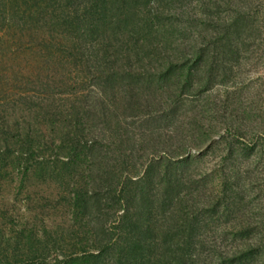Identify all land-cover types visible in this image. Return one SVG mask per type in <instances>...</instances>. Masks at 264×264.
I'll return each instance as SVG.
<instances>
[{"label":"rangeland","instance_id":"rangeland-1","mask_svg":"<svg viewBox=\"0 0 264 264\" xmlns=\"http://www.w3.org/2000/svg\"><path fill=\"white\" fill-rule=\"evenodd\" d=\"M173 1L170 43L157 23L143 37L104 27L113 0H0V264H81L100 247L98 264H214L264 249V0ZM249 6L260 33L230 34L195 93L207 45L242 31L231 24ZM164 51L199 68L191 88L161 77ZM232 164L237 190L223 193Z\"/></svg>","mask_w":264,"mask_h":264},{"label":"trees","instance_id":"trees-1","mask_svg":"<svg viewBox=\"0 0 264 264\" xmlns=\"http://www.w3.org/2000/svg\"><path fill=\"white\" fill-rule=\"evenodd\" d=\"M3 1H5V0H3ZM126 1L127 0H113L114 4L110 2V4H113V5H111L110 9L106 10L107 11L106 15L104 14V10L102 8L100 13H101V19L104 18V23H103L104 27H108L107 22H106L107 19H109V21H113V23H116V24L119 23V25H121L124 22L126 25H128L129 29L127 31L132 36L134 35V36H142L143 37V35H142V34H144L143 32H149L154 27V25L156 26V23H157V26L155 27V42H157L158 38H163V36H165L164 34L167 33L165 39L169 40V42L172 43V39H173L172 37L176 36L177 31H173L170 28V25L164 23L163 20L167 16V8H170L171 7L170 4L174 3L173 0H131L128 2H126ZM72 3L73 2H66L65 5L69 6ZM248 3L250 5L252 2L248 0ZM125 4L128 5L129 11H124ZM85 9H87V5H84L82 7V11ZM249 10H250V6H249L248 11H241V10L236 11L235 17L233 18V23L231 25L239 26L242 29V31L239 30L236 33L237 29H233L232 27H230L231 30L230 29L227 31L225 30V32H224V29L219 30L218 33L224 32L222 37L220 35L219 39L216 42L210 41L209 42L210 44L207 45V47H208L207 52L208 53H206V54H207V59H208L209 63L205 59V65H206L205 70H206V72H205V75L202 74L203 77L205 78L204 79L205 84L203 86H200L196 91H194L195 93H201L202 91L209 89V87L212 85L211 84L212 83V81H211L212 74L210 72V69H211V65H212L213 61L216 59L215 58L216 52H221L222 54H229L231 52V50L233 49L234 40L232 38L235 37V39L237 41H242L243 40V38H242L243 34L244 33L249 34V33H247V29L252 25L255 26V21L252 19L253 16L251 17L248 13ZM77 11L79 12L78 8H77ZM84 12H86V11H84ZM254 17L257 18L255 13H254ZM80 30H82V31L86 30L89 32V29H87V28L80 29ZM253 32L257 33V34L260 33L259 29L256 26L254 27ZM230 34H233L232 38H231ZM118 39H119V36H116L115 40L117 41ZM165 46H166V49L170 48V45L165 44ZM118 48H119V46H116L115 52L117 54L118 61H120L122 57L120 54L117 53ZM202 51L203 50H200L199 52H197L196 57H198V58L202 57ZM109 56H112V55H107L104 57L109 58ZM163 56H165V57L162 58L163 62L161 63V66H162L161 70L164 72L161 73V77L163 78L164 76L166 77L168 75L173 76L174 73H176L177 77H180L182 79V82L179 83L180 86H178V87H180V88H184V87L191 88L190 84L188 86L185 85L191 80L189 72L194 73V71H196L197 73H199V68H194V65H191L188 67V71L185 73L184 71H182L185 61L181 60V58H179V56H170L167 53H165V51H164ZM105 58H103V59H105ZM105 60L107 62H109L108 59H105ZM111 60L112 59H110V61ZM159 66L160 65H158V67ZM101 77L102 76L98 75V74L96 76L98 81H105L108 78L112 77V74H110V76L106 77L105 79L101 78ZM221 82H223V81H221ZM173 89H175V88H173ZM7 116H8V118H6ZM8 119H9V115L6 113V110L0 109V121H1V123L4 124L6 120L8 121ZM244 151H246V150H244ZM233 165L234 164H232V169H229L228 172L224 173V177L227 179L226 180L227 182L223 181V185H222V187L224 188V189H222L223 193H225L227 186H228L227 191H231L233 193V192H236L235 190H237L236 187H234L233 185L235 184L236 175L238 173H235V171H233V170H238L239 172H240V170L233 168ZM172 169H174V168H172ZM175 173L176 172L173 171L170 174H166L164 177L168 180V183L164 185V187L166 188L167 191L168 190L172 191L173 180H171V179L173 177L181 175V174L175 175ZM229 173H231V174L228 175ZM231 175H233L234 177L230 178ZM238 187H239V190L241 191V187L240 186H238ZM95 194L98 195V192H95L94 196H95ZM93 199L95 201L98 200L96 197H94ZM147 201H149V200H147ZM160 202H161V200H160ZM149 203H150V201H149ZM234 204H235L234 200H229L227 203L225 202V207H224L223 211L221 212V214L227 215L230 212H232L230 210L229 206L230 205L234 206ZM219 205L220 204H218V206ZM165 207H166V205L164 206V208ZM192 229L197 230L194 227ZM194 230H191V231L194 232ZM240 231H242V230H240ZM243 231H247L246 232L247 234L249 233L248 228H245V230H243ZM132 248L133 247L128 245V246H126L127 250L125 252L122 251V253H125L126 256L129 257L131 254ZM256 249H258L259 252ZM119 251H120V249H119ZM180 251H181V249L178 248L177 252L179 253ZM99 252L103 253L104 248L100 247ZM99 252L90 253L88 255L85 254L86 257H80L77 260H80L81 264L82 263L83 264H98L96 259L100 258ZM263 252H264V249H261L260 247L254 248L253 245L246 244L245 249H244L243 253H241L240 257H238V256L237 257L232 256V257H227V258H220L219 257L217 259H214V260H216V263H214V264H254L253 262H250L251 260H254V258H256V260L260 258V260H259V261H261L260 263L264 264V255H263L264 253ZM174 253L175 252H171L170 254H174ZM237 253L238 252H236L234 255H236ZM262 255H263V257H261ZM182 257L180 256V258H178V256H176V255L172 256L171 258L166 257V260H163L161 262V264H181V262H183V264H185V263L188 264V262L190 263L192 260L190 254H187V255L185 254ZM73 260H76V259H73Z\"/></svg>","mask_w":264,"mask_h":264}]
</instances>
